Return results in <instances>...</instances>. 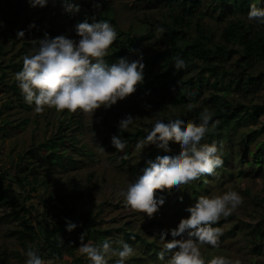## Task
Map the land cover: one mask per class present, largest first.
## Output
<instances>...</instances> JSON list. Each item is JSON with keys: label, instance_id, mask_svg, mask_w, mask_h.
<instances>
[{"label": "rangeland", "instance_id": "1", "mask_svg": "<svg viewBox=\"0 0 264 264\" xmlns=\"http://www.w3.org/2000/svg\"><path fill=\"white\" fill-rule=\"evenodd\" d=\"M209 1L204 0V3ZM84 3L82 11L84 14L95 8V3H99L101 5L99 9L113 11L112 17L115 21L117 20L119 26L129 28L134 25V32L159 28V24L155 25L152 22L159 21L158 16L152 17L153 13L150 8L145 7V2L135 9L139 0H85ZM79 17V12L73 14L64 10V0H49L46 6L35 8L30 6L29 0H0V63L3 66L8 65L5 68L7 76L3 82H0V175L2 170H6L10 176L16 177L17 164L21 161V156H25L23 165L26 168L20 175L22 181L18 182L13 177H9L5 182L13 183L17 193L26 195L31 187L36 188L37 194L33 196V199L27 200L28 207L33 208L29 219L34 226L38 227L39 223L46 221L45 202L52 203L55 199L64 198L65 204L72 208L70 218L78 216L81 210H90L91 219L94 220L93 226L97 230H111L108 237L111 239L109 241L112 247H119L116 241L123 240L134 248L135 254L126 261V264H167L171 253H166L163 260L158 256L161 251L159 233L162 229H168L169 232L164 239L171 240V229L177 227L181 219L188 217L190 213L187 211L182 214L177 213L174 198L168 204L164 202L152 217L127 206L121 191H126L128 185L134 183L138 177L132 176L124 168L125 164L121 163L120 159L125 151L111 148L112 137L106 141L103 140L111 129L110 125H118L119 121L129 114L135 118L134 125L130 126L129 130H135L137 126L146 127L148 123L154 124L157 119H165L168 114L156 103L159 98L145 95L137 89L135 93L118 101L110 109H98L94 117L77 111L84 127L82 131L77 130L75 134L80 142L78 146L84 153L70 147L69 143L56 148L57 151L72 152L79 158L75 168L59 169L45 161L44 157L52 148L49 137L57 131L60 120L68 119L71 113L67 110L57 112L54 108H46L42 113H35L34 105L29 110L21 106L11 88L13 83L18 85L15 74L22 70L24 55L34 50L28 46L24 47L23 41H33L38 38V35L31 32L23 38L17 37L18 41L14 43L9 38L10 21H15L16 27L19 28L27 19H38L41 20V26H39L41 30L47 31L53 28L59 33L58 36L64 35L78 40L75 26L86 21L85 18ZM200 23L208 24L207 33L211 35L213 41H223L222 32L226 22L216 21L208 14ZM110 24L113 25L111 22ZM113 26L116 30L117 25ZM161 33L162 31L158 32L159 35ZM146 46H148L147 42L143 48ZM149 46L152 45L149 44ZM21 47L24 48L21 49ZM155 47L160 48L162 45L156 43ZM25 48L29 49L28 53H24ZM141 55L144 58V54L136 53L127 59L136 60ZM234 67H236L235 64H228V68ZM215 87H217L215 83H212L211 88ZM230 91L231 96L246 100L243 91ZM252 98L255 103L264 102V84ZM250 99L246 100L247 103ZM263 123L264 114L260 121L240 125L236 131L231 132L233 151L236 154L242 156L246 151L247 157L251 158L248 153L251 150L255 151V143L247 146L242 135L244 132L258 130ZM113 135L119 136L120 132H115ZM260 139L262 140L263 136ZM170 143L173 152L180 150L181 145L178 141L173 140ZM222 149H228L226 144L222 146ZM148 150L150 151V145L145 147L144 151L147 153ZM140 166L145 168L146 161ZM231 167L235 172L234 178L224 182L212 181L210 190L202 192V196L222 195L228 190H235L242 196L243 203L230 216L221 217L218 220L222 221V224L218 226L222 230L220 246L214 248L211 245H203L201 246L202 255L206 261L214 255H224L231 259H239L241 264H264V159L263 168L259 173L248 171L246 167L244 174L240 175L242 166L238 160ZM177 194H174L175 198ZM194 203V200H190L188 206ZM10 211L11 208L0 200V252H5L7 255L5 264H25L26 256L23 252L26 250L12 234V230L19 227V223L8 216ZM128 227L145 237L150 244L134 238L129 240L122 229ZM100 231H92L83 241L81 236L77 238L80 243L72 253L68 252L67 246L64 247L62 260L43 256L45 264H90L87 257L80 253L79 247L82 242L91 241L93 244H99ZM69 236H76V233H70ZM96 236L98 238L95 239ZM152 242L157 245H153ZM113 259L116 260L118 257H110L108 264H115Z\"/></svg>", "mask_w": 264, "mask_h": 264}, {"label": "trees", "instance_id": "2", "mask_svg": "<svg viewBox=\"0 0 264 264\" xmlns=\"http://www.w3.org/2000/svg\"><path fill=\"white\" fill-rule=\"evenodd\" d=\"M84 1L72 0L80 5L79 18L88 19L89 23L103 19L117 25V39L110 47L109 55L105 57L109 65L120 58H129L136 53L144 54V82L138 84L137 89L145 95L149 94L159 98L156 103L161 110L168 114L163 121L179 119L185 122L199 123V114L204 108L209 109L212 113V120L209 123L210 131L206 133L201 143L215 142L217 144L223 160L222 166L218 167L213 174L201 175L188 185L181 186V189L156 190L157 196L165 197V204L174 198L177 213H184L190 200L195 202L202 196V192L210 190L212 181L221 180L224 182L234 178L235 172L231 165L236 160L242 166L240 175L244 174L243 171H246V167L248 171L260 172L264 159V123L258 130L244 132L242 135L247 146L255 143V151L251 150L248 153L251 155L250 159L247 157L246 151L242 156L233 151L231 137V132L236 131L240 125L258 122L264 114V102L255 103L252 98L264 84V24L250 21L247 18L250 4L254 0H210L207 3H204V0H139L135 9L139 7V4L145 2V7L150 8L153 13L152 17L158 16L159 18V21L153 20L152 22L155 25L159 24L158 27L163 29L160 35L156 28L134 32V25L129 28L119 26L117 20L115 21L112 17L113 11L109 9L93 8L84 14L82 12ZM257 6L264 7V0H261ZM208 14L216 21L226 22L222 32L223 41H213L211 35L207 33L208 24L200 23L202 18ZM40 23L41 20L38 19H27L17 28L15 21L11 20L10 40L16 43L18 41L17 33L21 30L25 35L35 32L38 35L37 39L23 41L24 47L35 49L46 34L47 38L58 36L59 33L53 28H49L47 31L41 30ZM146 42L148 46L143 48ZM156 43L162 47H155ZM149 44L152 46L150 47ZM28 52L29 49L25 48L24 53ZM177 56L184 58L188 65L187 68L178 72L173 67ZM228 64H235L236 67L228 68ZM7 66L0 63V82H3L7 76L5 69ZM212 83H215L217 87L212 89ZM11 88L21 106L28 110L31 109L33 105L30 106L24 101L17 83L11 84ZM230 90L233 92L243 91L245 99H251L248 103L246 100L237 99L236 96H231ZM71 115L68 119H61L57 131L49 137L52 148L44 157L45 161L59 169L75 168L79 158L72 152L57 151L56 148L69 143L70 147L84 153L78 146L80 142L75 134L77 130L82 131L84 123L79 114L71 113ZM153 125V123H148L146 127L137 126L135 130L120 133L127 141L124 149L125 154L120 160L132 176L138 177L143 174L144 168L140 166L143 162L148 159L154 160L157 155L165 154L163 149L153 144H150V151L148 150L147 153L144 151L145 148L142 151L136 150L137 141L142 140ZM110 128L109 133L103 137L104 141L111 138L115 132H120L118 125H110ZM170 142L168 149L173 152ZM225 144L228 147L227 150L222 149ZM111 148L115 149L113 146ZM25 159V156L22 155L21 161L17 164L16 177L10 176L6 170H2V175H0V200L8 208H11L8 216L19 223V227L13 229L12 234L16 236L24 250H27V247L31 245L39 250L41 257L47 255L50 258L62 260L64 247L67 246L68 252L72 253L80 243L77 238L82 235L87 238L92 231L99 232L100 230L93 226L94 220L91 219L90 210H81L78 216L70 218L72 208L65 204L64 198L55 199L52 203L45 202L46 221L39 223L38 227L34 226L29 219L33 208L28 207L27 200L33 199V196L37 194L36 188L31 187L26 195L17 193L13 183L5 182L9 177H13L18 182L22 181L20 175L26 168L23 165ZM174 194H177L176 198ZM66 220L75 222L78 225L77 228L71 232L67 231ZM221 222L217 221L213 226L218 227L222 224ZM122 229L129 240L134 238L145 244H150L145 237L134 232L133 229L129 227ZM74 232L76 236H69ZM110 233L111 230L100 231L101 241L99 242L111 240L108 237ZM94 238L96 239L98 236ZM152 244L157 245L155 242ZM6 256L5 252H0V264L6 263Z\"/></svg>", "mask_w": 264, "mask_h": 264}, {"label": "clouds", "instance_id": "3", "mask_svg": "<svg viewBox=\"0 0 264 264\" xmlns=\"http://www.w3.org/2000/svg\"><path fill=\"white\" fill-rule=\"evenodd\" d=\"M261 0L250 4L247 18L250 21L264 24V7H258ZM49 0H29L31 7H44ZM99 9L101 5L95 3ZM64 10L78 13L80 5L72 0H64ZM157 30L163 31L162 28ZM78 40L64 35L55 38L41 39L32 53L23 57L22 70L15 74L18 87L28 105H34L35 113L54 108L57 112L67 110L92 115L100 108L110 109L118 101L124 100L137 90V85L144 82L143 57L129 61L120 58L109 65L105 57L117 39V32L107 20L89 23L86 21L75 26ZM24 31L17 36L23 38ZM173 67L178 72L188 67L184 58L177 56ZM150 107V106H149ZM191 107V105H189ZM130 114L118 123L120 133L126 132L134 125ZM212 113L204 108L199 114V123L175 119L165 122L157 119L147 135L136 143V150L142 151L153 144L163 149V155L148 159L143 174L134 183H130L121 195L127 206L152 217L164 204L165 197L157 196L156 190L173 188L181 189L191 181L204 174H213L222 166L223 160L215 142L201 143L210 131L209 123ZM178 141L180 150L171 152L170 141ZM112 145L123 152L127 141L122 136L113 135ZM183 198L181 197V200ZM243 203L242 196L235 190H228L222 195L200 196L193 205L186 208L190 215L182 218L178 226L171 229V240H165L168 229L159 233L161 251L158 256L164 259L171 253L167 264H241L239 259L224 255H214L205 260L201 246L211 245L219 248L222 230L214 227L221 217L230 216ZM77 224L66 220V230L71 232ZM84 240V235L81 236ZM117 248L110 241L93 244L91 241L81 244L79 251L90 264H108L110 257H118L115 264H126L134 254V248L126 241H116ZM25 264H45L39 250L31 245L23 252Z\"/></svg>", "mask_w": 264, "mask_h": 264}]
</instances>
